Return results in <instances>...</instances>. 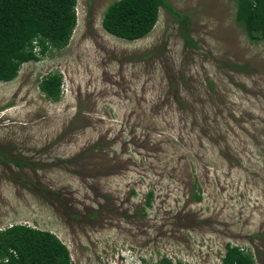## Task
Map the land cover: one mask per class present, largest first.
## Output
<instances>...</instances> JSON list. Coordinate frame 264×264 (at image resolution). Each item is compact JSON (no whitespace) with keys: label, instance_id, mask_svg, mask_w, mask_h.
Listing matches in <instances>:
<instances>
[{"label":"rangeland","instance_id":"obj_1","mask_svg":"<svg viewBox=\"0 0 264 264\" xmlns=\"http://www.w3.org/2000/svg\"><path fill=\"white\" fill-rule=\"evenodd\" d=\"M113 1L76 0L67 44L0 81V229L51 232L71 264H219L226 243L264 264V38L233 0H163L123 40Z\"/></svg>","mask_w":264,"mask_h":264},{"label":"trees","instance_id":"obj_2","mask_svg":"<svg viewBox=\"0 0 264 264\" xmlns=\"http://www.w3.org/2000/svg\"><path fill=\"white\" fill-rule=\"evenodd\" d=\"M76 0H0V81L13 79L23 62L64 47L75 26ZM234 20L248 40L264 38V0H233ZM163 0H115L100 25L108 34L132 41L154 25ZM170 9V8H169ZM171 10V9H170ZM61 77L48 72L38 88L51 100L60 96ZM15 164L19 163L15 161ZM151 193H146L149 204ZM198 200L200 197L197 195ZM0 264H71L67 247L51 232L23 224L0 229ZM153 264H180L161 256ZM219 264H253L250 253L225 244Z\"/></svg>","mask_w":264,"mask_h":264},{"label":"clouds","instance_id":"obj_3","mask_svg":"<svg viewBox=\"0 0 264 264\" xmlns=\"http://www.w3.org/2000/svg\"><path fill=\"white\" fill-rule=\"evenodd\" d=\"M137 260H139V259H137Z\"/></svg>","mask_w":264,"mask_h":264}]
</instances>
